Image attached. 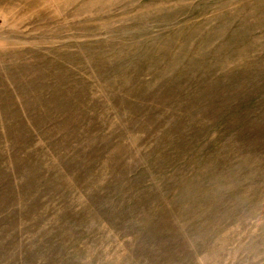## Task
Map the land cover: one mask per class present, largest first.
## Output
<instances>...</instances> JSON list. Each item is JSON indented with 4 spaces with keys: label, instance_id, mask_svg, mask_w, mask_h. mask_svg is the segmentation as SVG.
Segmentation results:
<instances>
[{
    "label": "rangeland",
    "instance_id": "obj_1",
    "mask_svg": "<svg viewBox=\"0 0 264 264\" xmlns=\"http://www.w3.org/2000/svg\"><path fill=\"white\" fill-rule=\"evenodd\" d=\"M0 264H264V0H0Z\"/></svg>",
    "mask_w": 264,
    "mask_h": 264
}]
</instances>
